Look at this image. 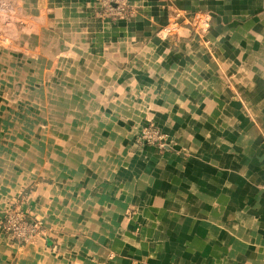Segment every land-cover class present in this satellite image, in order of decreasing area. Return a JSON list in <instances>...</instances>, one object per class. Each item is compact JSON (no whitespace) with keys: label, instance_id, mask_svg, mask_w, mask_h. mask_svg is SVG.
<instances>
[{"label":"crops","instance_id":"obj_1","mask_svg":"<svg viewBox=\"0 0 264 264\" xmlns=\"http://www.w3.org/2000/svg\"><path fill=\"white\" fill-rule=\"evenodd\" d=\"M130 8L0 0V264H264V0ZM177 10L211 31L157 36ZM17 200L51 241L11 238Z\"/></svg>","mask_w":264,"mask_h":264},{"label":"built area","instance_id":"obj_2","mask_svg":"<svg viewBox=\"0 0 264 264\" xmlns=\"http://www.w3.org/2000/svg\"><path fill=\"white\" fill-rule=\"evenodd\" d=\"M103 4V15L112 20L130 19L136 16V10L130 8L131 0H103ZM186 13V10H182L178 14ZM139 140L143 144L158 146L162 149H167L169 142L168 135L157 124L147 125L143 128L139 134ZM13 205L2 219V227L10 234L11 238L28 244L51 241V232L43 225L40 218L23 207L18 200Z\"/></svg>","mask_w":264,"mask_h":264},{"label":"rangeland","instance_id":"obj_3","mask_svg":"<svg viewBox=\"0 0 264 264\" xmlns=\"http://www.w3.org/2000/svg\"><path fill=\"white\" fill-rule=\"evenodd\" d=\"M181 11L182 10H177V12H175V17L172 20H170L166 25L162 26L161 28H159L157 30V36L159 35L161 37L166 38V37H170V36L176 35L177 34V25L173 24L174 20H176V21H185L186 20L185 23H187L189 25V27L190 26H194L196 28V30H194L195 32L199 31L201 33H208V32L211 31V27H212V21L211 20H212V17L209 14L195 13V14H193V16H191L189 21H187V19L189 18L190 13L187 11L186 14L179 15L178 13L181 12ZM149 125L150 126H154V124H149ZM145 127H143V128H145ZM141 130H140V132H141ZM140 132H139V134H140ZM166 134L168 135V140H169V142L167 143L168 144L167 148L170 147V149H174V147L172 145L174 143H176V141L172 138V136L168 132H166ZM138 140H139V135H138ZM5 213H4V215H5Z\"/></svg>","mask_w":264,"mask_h":264}]
</instances>
